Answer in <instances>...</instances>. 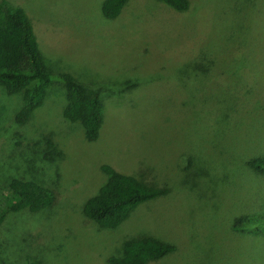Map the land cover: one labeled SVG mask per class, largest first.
<instances>
[{"label": "rangeland", "instance_id": "rangeland-1", "mask_svg": "<svg viewBox=\"0 0 264 264\" xmlns=\"http://www.w3.org/2000/svg\"><path fill=\"white\" fill-rule=\"evenodd\" d=\"M32 23L52 76L69 73L103 102L95 141L60 114L53 84L22 124L20 94L0 87V184L31 179L54 191L36 213L0 226V264H107L122 242L151 234L174 250L151 264H264V231L234 232V215L264 212V0H189L178 13L127 0L114 19L101 0H8ZM217 62V63H216ZM50 144H48V143ZM101 164L166 193L115 228L82 216Z\"/></svg>", "mask_w": 264, "mask_h": 264}, {"label": "trees", "instance_id": "trees-1", "mask_svg": "<svg viewBox=\"0 0 264 264\" xmlns=\"http://www.w3.org/2000/svg\"><path fill=\"white\" fill-rule=\"evenodd\" d=\"M127 0H101L100 12L106 19L118 16ZM171 10L183 13L189 0H155ZM40 52L32 23L24 10L8 0H0V87L7 94H20V104L13 121L22 124L40 107L53 84L63 88L64 102L60 114L69 123H78L85 142L95 141L102 123L103 102L95 88L77 81L71 74L52 76ZM217 63V62H216ZM48 143V142H47ZM50 144V143H48ZM255 174L264 176V155L246 160ZM104 180L80 205L82 216L101 228L117 227L140 203L166 193L138 176L120 172L101 164ZM54 199L53 189L38 181L11 177L0 184V226L11 213H36ZM234 232L264 231V212L234 215L230 222ZM174 246L151 234L126 239L119 255L106 257L107 264H151L172 252ZM22 264H42L31 255Z\"/></svg>", "mask_w": 264, "mask_h": 264}]
</instances>
